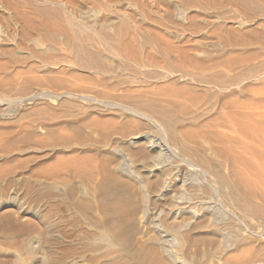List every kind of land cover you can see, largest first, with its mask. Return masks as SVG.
Wrapping results in <instances>:
<instances>
[{
    "label": "rangeland",
    "instance_id": "1",
    "mask_svg": "<svg viewBox=\"0 0 264 264\" xmlns=\"http://www.w3.org/2000/svg\"><path fill=\"white\" fill-rule=\"evenodd\" d=\"M0 65V264H264V0H0ZM144 135L202 224L166 245L120 165ZM105 160L133 210L119 233Z\"/></svg>",
    "mask_w": 264,
    "mask_h": 264
},
{
    "label": "bare ground",
    "instance_id": "2",
    "mask_svg": "<svg viewBox=\"0 0 264 264\" xmlns=\"http://www.w3.org/2000/svg\"><path fill=\"white\" fill-rule=\"evenodd\" d=\"M9 6V5H8ZM31 6V5H30ZM29 6V7H30ZM12 8V7H11ZM19 8V7H18ZM44 8V7H42ZM3 9V8H2ZM24 11V10H23ZM26 11V10H25ZM32 12V11H31ZM17 13V11H16ZM18 14V13H17ZM21 14V13H20ZM19 14V15H20ZM23 15V14H21ZM44 15V14H43ZM61 16V15H60ZM22 17V16H21ZM25 16H23L24 18ZM39 17V16H38ZM26 18V17H25ZM49 18V17H48ZM26 20V19H25ZM42 21V19H41ZM27 22V21H26ZM37 22V21H36ZM44 22V21H43ZM87 23V22H86ZM61 24V23H60ZM82 24V23H81ZM45 25H47V22H45ZM30 28L32 25H29ZM58 26V25H57ZM62 26V25H61ZM88 26V25H87ZM108 28V27H107ZM45 29V28H44ZM49 29V28H48ZM86 29V27H85ZM89 29V28H88ZM21 30V28H20ZM58 30V29H57ZM55 30V31H57ZM22 31V30H21ZM98 31V30H97ZM24 32V31H23ZM52 32L53 29H52ZM60 32V31H59ZM64 32V31H63ZM85 32V31H83ZM88 32V31H87ZM25 33V32H24ZM107 33V32H106ZM133 34V32H132ZM134 35V34H133ZM110 36V35H109ZM108 36V37H109ZM27 37V36H26ZM84 38V37H83ZM82 38V39H83ZM93 38V37H92ZM95 38V37H94ZM130 38V37H129ZM63 39V38H62ZM81 39V40H82ZM97 39V38H96ZM45 40V39H44ZM78 40V39H77ZM130 40V39H129ZM36 41V40H35ZM34 41V42H35ZM43 41V40H41ZM65 41V40H64ZM84 41V40H83ZM53 43V42H52ZM64 43V42H63ZM92 43V42H91ZM44 45V44H43ZM120 46V45H119ZM46 47V46H45ZM41 48V47H40ZM121 48V47H120ZM169 48V47H168ZM47 49V47H46ZM49 49V48H48ZM101 49V48H100ZM111 49V48H110ZM126 49V48H125ZM81 50V49H80ZM118 50V49H117ZM124 50V49H123ZM131 50V49H130ZM130 50H128L130 52ZM50 51V50H48ZM53 51V50H52ZM82 51V50H81ZM119 51V50H118ZM121 51V49H120ZM94 52V51H93ZM8 53V52H7ZM128 53V52H127ZM39 54V53H37ZM57 54V53H56ZM77 54V53H76ZM131 54V53H130ZM43 55V54H42ZM46 55V54H45ZM44 55V56H45ZM49 55V53H48ZM118 55V54H116ZM120 55V54H119ZM2 56V55H1ZM11 56V55H10ZM39 56V55H38ZM47 56V55H46ZM122 56V55H121ZM124 56V55H123ZM131 56H133L131 54ZM41 57V56H39ZM53 57V56H52ZM57 57V56H56ZM72 57V56H71ZM126 55L124 56V58ZM136 57V56H135ZM2 58V57H1ZM14 58V57H13ZM58 58V57H57ZM60 58V56H59ZM88 58V57H87ZM129 58V57H128ZM3 59V58H2ZM41 59L44 60V57ZM48 61V58H46ZM51 60V58L49 57ZM89 59V58H88ZM103 59V58H102ZM135 59V58H134ZM17 60V59H16ZM75 60V59H74ZM77 61V60H75ZM137 61V60H136ZM133 63V62H132ZM61 64V63H60ZM108 64V63H107ZM126 64V63H125ZM47 65V64H45ZM91 65V64H90ZM93 65V64H92ZM112 65V63H111ZM32 66V65H31ZM50 66V65H49ZM48 66V67H49ZM116 66V65H115ZM165 66V65H164ZM17 67V66H16ZM36 67V66H35ZM114 68V67H113ZM117 68V67H116ZM133 68V67H132ZM28 69V68H27ZM93 69V68H92ZM4 66L0 65V71H3ZM123 70V69H122ZM175 71V70H174ZM11 72V71H9ZM19 72V71H18ZM32 72V71H31ZM21 73V72H19ZM25 73V72H24ZM89 73V72H88ZM103 73V72H102ZM18 74V73H17ZM23 74V73H22ZM27 74V73H26ZM29 74V73H28ZM27 74V75H28ZM33 74V73H32ZM24 75V74H23ZM98 75V74H97ZM21 76H19L18 80L21 79ZM16 78V76H15ZM12 80V79H11ZM15 80V79H14ZM23 80V77H22ZM26 80V79H25ZM19 82V81H18ZM11 83V82H9ZM3 86V85H1ZM136 91V90H135ZM125 92V91H124ZM139 92V91H138ZM127 93V92H126ZM137 93V92H136ZM148 93V92H147ZM122 95V94H121ZM131 95V94H130ZM143 95V94H142ZM154 96V95H153ZM128 97V96H127ZM154 98V97H153ZM168 98V96L166 97ZM171 98V97H170ZM173 98V97H172ZM164 101V100H163ZM180 107V106H179ZM128 110V109H127ZM239 111V110H238ZM132 113V112H131ZM131 115V114H130ZM134 115V114H132ZM239 115V114H238ZM138 116V115H137ZM140 117V116H139ZM232 117V116H231ZM149 123L151 122L150 119L144 118ZM143 119V120H144ZM234 119V118H233ZM107 122V121H106ZM248 122V121H246ZM240 124V123H239ZM249 124V123H248ZM252 124V123H251ZM121 125V124H120ZM152 125V124H151ZM116 126V125H115ZM224 126V125H223ZM229 128V127H228ZM251 129V128H250ZM261 129V128H260ZM128 130V129H126ZM233 130V129H232ZM231 130V131H232ZM125 131V130H124ZM133 131V130H132ZM234 132V130H233ZM159 133V132H158ZM230 133V132H229ZM232 133V132H231ZM252 133V132H251ZM253 134V133H252ZM103 136V135H102ZM258 136V135H257ZM224 137V136H223ZM243 137V136H242ZM61 139V138H60ZM254 140V139H253ZM252 140V141H253ZM260 140V139H259ZM258 140V141H259ZM62 141V140H61ZM225 141V140H224ZM255 141V140H254ZM166 142V141H165ZM164 144V143H163ZM161 144L158 140H150L147 139L146 135L137 137V139L129 138L128 136H124L120 139V155L122 156V162L120 163L122 171H125V168L127 166H133V167H140L144 171V184L147 189V194L150 195L148 198H150V204L152 205L154 212V225L153 227L159 232L157 234H160L159 236L162 238V243L167 244L170 242V239L175 236H180L181 231L183 233V228L191 226L192 231H197L198 228H202V224L198 223V221L189 220V222L185 221L186 215H191L193 212V206L194 205V199L192 198L191 194L193 191L191 190L190 193L187 192V185H189V182L184 177V173L180 170H176V165L172 162L169 163V165H166V158H168V148ZM172 152V151H171ZM240 152V151H239ZM107 155V154H106ZM174 156V154H172ZM171 155V156H172ZM177 155V154H176ZM83 156V155H82ZM85 156V155H84ZM91 156V155H90ZM89 156V157H90ZM74 157V156H73ZM170 157V156H169ZM180 157V156H179ZM178 157V158H179ZM69 158V157H68ZM80 158V157H79ZM84 158V157H82ZM80 158V159H82ZM87 158V156H86ZM94 158V157H93ZM79 159V160H80ZM92 159V158H91ZM106 159V158H105ZM66 160V159H65ZM68 160V159H67ZM71 160V159H70ZM78 160V161H79ZM83 160V159H82ZM85 160V158H84ZM95 160V158H94ZM112 160V159H111ZM110 160V161H111ZM181 162V159H178ZM63 161V160H62ZM81 161V160H80ZM72 166L74 167V162L77 161H71ZM89 162L91 160L89 159ZM95 162V161H94ZM103 165V171L105 173V176L103 175L104 179H101L97 189L99 193V206L101 211L103 212L105 218L107 219V223L113 225L114 229L117 233L120 231L130 228L127 227L125 224V221L123 219V213L130 212L131 205L129 206V201L125 198H121L117 190L118 180L116 177V173H112L110 169L108 168V160L104 161ZM169 162V161H168ZM179 162V161H178ZM67 163V162H65ZM80 164V162H78ZM113 163V162H112ZM119 163V162H118ZM62 164V163H61ZM64 164V163H63ZM68 164V163H67ZM82 164V161H81ZM80 164V165H81ZM110 164V163H109ZM70 165V164H69ZM94 165V164H93ZM183 165H186L185 162ZM190 165V163H189ZM65 166V165H64ZM76 166V163H75ZM67 167V166H66ZM78 167V165H77ZM80 167V166H79ZM88 167H90L88 165ZM95 167V166H92ZM179 167V166H178ZM82 168V167H81ZM102 168V167H101ZM68 169V168H67ZM99 169V168H98ZM128 169V168H127ZM141 169L140 173H141ZM193 169V168H191ZM56 170V169H55ZM94 170V169H93ZM129 170V169H128ZM138 170V171H139ZM196 170V169H195ZM198 170V169H197ZM196 170V171H197ZM102 171V172H103ZM70 172V171H69ZM127 172V171H125ZM75 173V172H74ZM79 173V172H78ZM89 173V172H88ZM91 173V171H90ZM122 174V173H121ZM129 174V173H128ZM93 175V174H92ZM127 175V173H126ZM125 175V176H126ZM186 175V174H185ZM119 177V176H118ZM143 177V176H142ZM92 178V177H91ZM94 178V177H93ZM92 178V179H93ZM120 178V177H119ZM90 179V178H89ZM121 180V179H120ZM123 181V180H122ZM191 182V181H190ZM120 183V182H119ZM117 185V186H116ZM123 185V184H121ZM125 185V184H124ZM97 186V184H96ZM144 186V187H145ZM120 187V186H119ZM118 187V188H119ZM122 187V186H121ZM120 187V188H121ZM124 189V188H123ZM122 189V191H123ZM190 189V188H189ZM122 193V192H121ZM119 194V195H118ZM196 194V193H195ZM194 195V194H193ZM126 197V196H125ZM128 197V196H127ZM132 198V197H131ZM129 199V198H128ZM133 199V198H132ZM131 204V203H130ZM197 204V203H195ZM192 206V207H191ZM195 206V205H194ZM93 208V207H92ZM134 208V205H133ZM136 208V207H135ZM133 212V210H132ZM194 215V214H193ZM130 222V221H129ZM128 222V223H129ZM127 223V224H128ZM107 225V224H106ZM113 227L110 226L112 230ZM109 228V226H108ZM131 229V228H130ZM128 229V230H130ZM125 230V231H126ZM189 230V229H188ZM109 231V230H108ZM133 231V229H132ZM129 233L130 235L132 234ZM110 232V231H109ZM112 232V231H111ZM110 232V233H111ZM115 232V231H114ZM112 232V235L115 233ZM126 233V232H125ZM124 234V231H123ZM122 233H120L119 240L122 242H128L123 236ZM129 234H126L127 237L130 238ZM156 234V235H157ZM190 234V233H189ZM122 235V236H121ZM117 236V235H116ZM125 236V235H124ZM133 236V234H132ZM146 236V235H145ZM123 240H122V238ZM121 238V239H120ZM178 238V237H177ZM176 238V239H177ZM194 239V238H193ZM128 240V239H127ZM132 239H130L131 242ZM174 240V239H173ZM179 241V240H178ZM128 242V244L130 243ZM172 242V240H171ZM185 243V242H184ZM125 244V243H124ZM196 245V244H195ZM124 246V245H123ZM129 249V248H128ZM142 249V248H141ZM133 251V253L137 252ZM166 252V250H165ZM136 253L134 254V256ZM142 258V257H141ZM140 258V260H141ZM139 259V258H138ZM144 260V259H142Z\"/></svg>",
    "mask_w": 264,
    "mask_h": 264
}]
</instances>
